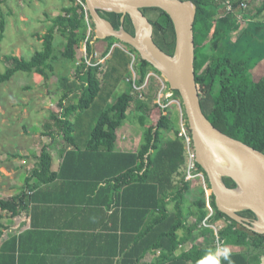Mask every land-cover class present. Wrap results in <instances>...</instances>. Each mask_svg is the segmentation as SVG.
Instances as JSON below:
<instances>
[{"label":"trees","instance_id":"trees-1","mask_svg":"<svg viewBox=\"0 0 264 264\" xmlns=\"http://www.w3.org/2000/svg\"><path fill=\"white\" fill-rule=\"evenodd\" d=\"M5 1L0 0V7ZM67 1L58 16H48L50 25L40 37L43 51L29 61L7 57L10 67L0 75V87L19 72L49 81L57 75L56 65L62 58L75 64L77 69L74 79L68 73L59 78L61 111L51 113L42 134L52 142L44 144L40 155L36 156L37 165L28 174L24 189L11 198L0 197V243L8 229L3 221L32 210L34 214L37 211L68 213L81 222L99 218L109 222L111 225L94 228L99 229V238L107 243L109 254L106 253L104 262L108 264H201L203 258L216 255L218 242L264 253V235L219 212L213 195L206 197L207 190L211 189L207 176V190L201 189L188 205L192 194V184L186 181L188 156L169 108L136 97L131 85L129 92L127 87L122 90L123 85L127 86L126 79L132 75L133 54L137 55L135 70L139 86L146 83L152 72L162 76L161 73L142 60L135 49L113 37L108 38L103 55L106 58L112 52L106 69L95 58L92 60L94 66H87L82 52L88 33L87 15L94 28L95 24L86 11L84 0ZM182 1H193L197 6L196 58L199 48L209 44L219 24L226 25L225 19L236 21L251 5L259 3L252 17L254 22L234 25L242 30L239 34H234V28L226 29L221 44L211 54L203 70L204 84L210 86L211 92L206 100H201V105L217 129L264 153V77L256 81L252 76L264 60V0H251L246 9L242 5L248 0H236L237 16L228 14L225 18H222L226 14L224 5L215 0L208 3ZM140 11L154 27L155 44L174 57L177 37L173 22L163 28L160 19L167 15L163 10L146 8ZM100 14L116 31L136 36V27L129 14ZM0 32L1 44L6 32L4 15ZM58 35L65 41L60 52L56 48ZM91 41L88 42L89 56L94 54ZM116 44H122L125 49L113 50ZM167 86L163 103L167 105L169 98L181 100L179 92L172 90L168 83ZM112 100L115 103L109 107ZM133 104L136 108L130 112ZM153 107L161 109L155 127L151 126L149 115ZM131 117L142 127L141 145L134 152H119L118 132ZM61 143L66 146L59 167L54 168L53 145ZM198 169L204 172L200 166ZM224 181L229 187L234 184L229 178ZM241 216L257 222L252 211H245ZM221 221L226 223L223 228L218 227ZM76 228L78 233H85L89 227L77 225ZM200 238H203L202 245L196 243ZM18 242V238H13L2 244L0 264H18ZM189 243L192 247L182 252ZM152 251L159 255L148 263L146 260ZM97 252L89 253L93 255L92 262L103 261ZM229 254L232 264H251L246 253ZM220 264H228V261L221 257Z\"/></svg>","mask_w":264,"mask_h":264},{"label":"rangeland","instance_id":"rangeland-1","mask_svg":"<svg viewBox=\"0 0 264 264\" xmlns=\"http://www.w3.org/2000/svg\"><path fill=\"white\" fill-rule=\"evenodd\" d=\"M208 3L210 0H202ZM251 0L245 1L249 4ZM68 4L67 0H6L0 7L1 16L6 19V32L3 41L0 44V75L5 73L10 67L7 57L16 56L27 61L33 56L43 51V43L40 37L46 34L49 23V17L58 16L64 6ZM259 3L253 4L249 10L242 16L241 21L234 24L235 26L246 23L254 16ZM49 16V17H48ZM222 18H225L224 15ZM264 21V19H263ZM172 19L167 14L160 19V25L163 28L171 24ZM223 23H228L225 19ZM222 23V24H223ZM92 24V23H91ZM233 28V23L230 24ZM234 26V34L238 33V28ZM93 27V25H92ZM225 25L219 24L208 45L199 48L198 58H196V66L199 74V95L201 100H206L211 92L210 86L204 84L203 70L209 62V58L213 51L221 44L225 29ZM1 34V32H0ZM65 41L59 35L56 36V48L58 52L63 49ZM62 46V47H61ZM125 49V47H124ZM85 45L82 52L85 55ZM96 59L99 61L103 57V53L95 49ZM137 59V55L133 54ZM133 60V59H132ZM78 65V63H77ZM106 68V63H103ZM57 75L52 80H45L35 74L17 73L13 79L0 87V197L11 198L24 189L25 181L28 174L37 165L36 156L40 152L48 138H43L45 125L49 121L51 113H60L59 100L61 98V90L59 88V78L68 73L71 79L76 76V65L69 64L63 58L56 65ZM154 75V76H152ZM149 85L141 90L143 101L153 100L155 104L163 103V98L167 93V80L165 77L155 73L150 74ZM128 79V78H127ZM126 79L127 86L123 85L122 90L128 92L131 87ZM146 84V83H145ZM133 92V90H132ZM167 107L169 113L176 123L177 127L180 121L183 108L178 104L181 100L174 98L168 99ZM114 102V101H113ZM46 105V107H45ZM136 104L132 105L130 112L134 111ZM151 126L155 127L160 119L161 109L153 107L150 112ZM126 122L124 127L120 129L119 134L127 138H131L133 148L140 147L142 137V127L134 117ZM174 134L170 135L173 138ZM176 137V136H175ZM140 141V144H139ZM139 144V145H138ZM59 153V152H58ZM17 155V156H14ZM28 156V157H25ZM230 163H233L232 161ZM59 167V158L55 156L54 168ZM225 182V181H224ZM192 194L189 198L188 205L194 197L200 194V190L207 188V182L202 179L192 181ZM226 184V183H225ZM230 189L237 187L234 182L233 186L226 185ZM235 187V188H234ZM211 190H207L206 197H210ZM5 222L7 221L4 220ZM193 221V220H191Z\"/></svg>","mask_w":264,"mask_h":264},{"label":"water","instance_id":"water-1","mask_svg":"<svg viewBox=\"0 0 264 264\" xmlns=\"http://www.w3.org/2000/svg\"><path fill=\"white\" fill-rule=\"evenodd\" d=\"M89 15L95 24L96 40L116 38L122 44L135 49L142 60L150 63L167 80L170 88L179 92L181 106L187 116L196 149L197 163L205 172L211 195L219 212L247 229L264 235V153L249 145L234 139L217 129L205 115L199 88L196 70L195 22L197 6L193 1L182 0H84ZM157 8L170 16L175 26L177 43L176 55L170 57L165 54L154 42V27L141 13V9ZM101 12L129 14L136 27V36L133 37L124 31H116L111 22L101 16ZM146 21L150 44L156 54L174 64L166 70L150 55L139 39L140 24L137 16ZM232 153L248 158L257 172V182L246 185L235 175L225 173L226 167L237 166L239 159ZM233 163H230V162ZM231 179L236 183L235 189L226 186L224 180ZM245 211H252L257 216V222L241 216Z\"/></svg>","mask_w":264,"mask_h":264},{"label":"crops","instance_id":"crops-1","mask_svg":"<svg viewBox=\"0 0 264 264\" xmlns=\"http://www.w3.org/2000/svg\"><path fill=\"white\" fill-rule=\"evenodd\" d=\"M249 18L250 17L247 18V24L250 22H254L253 18H251V20ZM241 19L242 16L237 17V20L241 21ZM237 20L233 22L228 20V23L225 25L226 27H224V29L226 30L228 28H232V25L230 24L233 23L234 25L235 22H238ZM237 30V34L242 32L241 29ZM93 46L94 49H97L101 52V54L103 53L104 55L108 47V38L98 41L94 39ZM117 47L124 49V46L122 44H116L113 47V50ZM111 54L112 52L106 57L105 63L108 62ZM134 71L137 75L136 70ZM132 76L133 72L131 77L129 78H132ZM252 76L256 81L264 77V60H262V62L259 63V65L255 68V70L252 72ZM149 79L147 78L146 81L147 86L149 85ZM133 94L136 97L140 98L139 93L135 94L133 91ZM114 103L115 102H113V100L110 101L109 107L113 106ZM118 135L119 139L117 142V150L119 152H134L139 148V146L138 148L132 147L133 142L131 138H127L126 135L121 136L119 132ZM51 142L52 141L49 140L46 141L45 144H50ZM62 143L60 145L54 144L52 150L54 159L55 156L59 158V165L61 162V154L63 152V148H65L66 146L64 144L62 145ZM57 211L61 212L63 210ZM31 212L29 214L25 213L23 216H19L13 219L7 218L6 222L3 221L8 229L5 231L4 237L1 240L0 249L2 244L7 240L18 238V252L16 256L18 264H108V262H104V260L107 258V254H109L107 243L103 240V238H99V229L94 228L111 225L109 222H104V220H101L100 218L81 222L79 220L73 219L74 216L68 213L59 215L52 214L51 212L44 213L42 211H37L35 214ZM77 225H88V231L85 233H78L79 229L76 228ZM224 226H226V223L224 221L218 223L219 228H223ZM196 243L202 245L203 238L198 239ZM192 245V243L187 244L182 248V252L188 251L192 247ZM222 247L224 249H227L229 253H246L250 257L251 264H261V258L264 257V253H260L259 250L254 248H244L233 245H222ZM92 251H99L97 253L102 255L103 261L100 260L98 262H92L93 255H89V253ZM109 251H111V249H109ZM158 255V252L152 251L148 255L146 261L148 263H152L158 257ZM216 255H219L218 251L216 252Z\"/></svg>","mask_w":264,"mask_h":264},{"label":"built area","instance_id":"built-area-1","mask_svg":"<svg viewBox=\"0 0 264 264\" xmlns=\"http://www.w3.org/2000/svg\"><path fill=\"white\" fill-rule=\"evenodd\" d=\"M215 1L224 5L225 10H226V14H224V17H227L228 14H235L236 7H235L234 3H236V0H215ZM84 6L86 8L87 13L89 14L86 4H84ZM242 6H243V8L246 9L248 7V4H246L244 2ZM86 21H87V25H88V33H87V40H86V42H84L85 55L83 54V56L85 58V64H87V66H94L92 60L94 58L95 59L97 58L96 57L97 54L95 53V49H94L93 56H89V54H88V42L90 40H92L91 43L93 45L94 28L92 27V24H91L92 22L89 19L88 15L86 17ZM84 45H83V47H84ZM105 59L106 58L100 59L98 61L99 64L105 63ZM132 59H133V61H132V65H131V70L133 72V76H132V78H128L127 81H128V83H130L132 85L134 93L135 94L139 93L140 94V98L143 99L142 92H140V91L143 90V88L146 89L145 87H147V83L144 84V86L143 85L142 86L138 85V83H137V75H136V73L134 71L135 70L136 58L132 55ZM78 66H79V63H78ZM149 78H150V76L148 77V79ZM178 104L181 106V103L178 102ZM164 108H167V105L164 106ZM181 108H183V107L181 106ZM178 138L181 139L182 142L184 143V147H185V150H186V153H187V156H188V170H187V175H186V181L187 182H192V181H197V180L202 179L204 182H207L205 173L198 169L199 165L197 163V155H196V149H195L194 142H193L192 133H191L190 128H188V121L185 118V114H184L183 111L181 113L180 121H179V124H178ZM205 189L207 190L206 187H205ZM208 198H209V196H208ZM218 249L219 250H223L224 249L219 242H218Z\"/></svg>","mask_w":264,"mask_h":264},{"label":"bare ground","instance_id":"bare-ground-1","mask_svg":"<svg viewBox=\"0 0 264 264\" xmlns=\"http://www.w3.org/2000/svg\"><path fill=\"white\" fill-rule=\"evenodd\" d=\"M137 21L141 26L139 31V39L142 42L144 48L159 62L160 65H162L166 70H169L174 63L172 61L161 58L156 54L150 44V37L149 32L146 28V21L140 15L137 16ZM232 156L233 158H238L240 160L239 163H237L236 168L229 166L222 171L235 175L239 180H241L242 183L246 185L256 183L258 175L256 169L248 160V158L236 153H232Z\"/></svg>","mask_w":264,"mask_h":264},{"label":"clouds","instance_id":"clouds-1","mask_svg":"<svg viewBox=\"0 0 264 264\" xmlns=\"http://www.w3.org/2000/svg\"><path fill=\"white\" fill-rule=\"evenodd\" d=\"M219 255H212L211 258L205 257L202 259L201 264H220V258L228 261V264H232L230 260V254L227 249L217 250ZM261 264H264V257L261 258Z\"/></svg>","mask_w":264,"mask_h":264}]
</instances>
